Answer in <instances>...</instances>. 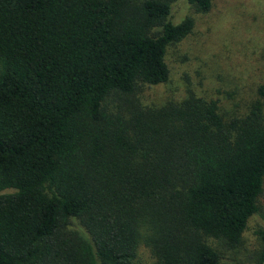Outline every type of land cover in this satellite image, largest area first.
I'll use <instances>...</instances> for the list:
<instances>
[{"label":"trees","instance_id":"1","mask_svg":"<svg viewBox=\"0 0 264 264\" xmlns=\"http://www.w3.org/2000/svg\"><path fill=\"white\" fill-rule=\"evenodd\" d=\"M175 0H0V264H234L264 184L245 108L141 106L193 21ZM206 13L211 0H184ZM238 111V112H237ZM264 218V215H263ZM251 264H264V226Z\"/></svg>","mask_w":264,"mask_h":264},{"label":"rangeland","instance_id":"2","mask_svg":"<svg viewBox=\"0 0 264 264\" xmlns=\"http://www.w3.org/2000/svg\"><path fill=\"white\" fill-rule=\"evenodd\" d=\"M186 16L193 21L190 34L165 51L168 79L139 88L141 106L159 107L193 97L216 101L229 113L245 108L255 86L264 81V0H211L203 14L194 12L184 0L171 3L174 23ZM258 203L260 213L248 219L242 235L243 251L229 256L234 264H251L249 254L258 247L255 231L264 226V184ZM222 254V262L230 264ZM137 261L152 262L143 247Z\"/></svg>","mask_w":264,"mask_h":264}]
</instances>
